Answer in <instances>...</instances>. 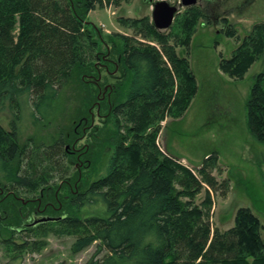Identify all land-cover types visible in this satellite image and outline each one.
Masks as SVG:
<instances>
[{"label": "trees", "instance_id": "obj_1", "mask_svg": "<svg viewBox=\"0 0 264 264\" xmlns=\"http://www.w3.org/2000/svg\"><path fill=\"white\" fill-rule=\"evenodd\" d=\"M122 1L0 0V109L7 104L20 115L22 98H27L40 113L75 74L85 79L96 73L91 64L103 59L96 53L102 37L85 30L88 16L102 2ZM186 15L176 27L183 46L189 45L200 13L189 9ZM142 23L150 44L109 37L104 71L119 76H108L112 82L102 88L106 99L99 106L101 111L105 106L109 127L95 149L113 148L105 175L90 184L78 169L70 177V166L79 163L66 150L75 147L72 137L62 134L41 146L32 139L22 144L16 123L9 131L0 126V244L37 253L46 246L42 239L59 230L75 237L76 252L97 244L85 264H264L260 222L249 208L240 209L235 226L221 232L211 223V199L196 204L204 186L214 192L225 187L213 176L212 160L199 169V178L162 157L156 143L160 123L169 114L178 118L187 112L198 84L186 57L147 18L132 21ZM261 59L264 63V24L220 66L241 80ZM95 79H100L98 72ZM96 100L97 95L89 105ZM246 111L251 134L264 143V69L255 77ZM60 185L69 197L63 201L66 212L61 210L66 217L26 225L19 209L33 210L41 195L44 204L56 201L52 195ZM75 186L80 191L73 194ZM91 210L99 214L80 215ZM18 254L11 263H22Z\"/></svg>", "mask_w": 264, "mask_h": 264}, {"label": "rangeland", "instance_id": "obj_2", "mask_svg": "<svg viewBox=\"0 0 264 264\" xmlns=\"http://www.w3.org/2000/svg\"><path fill=\"white\" fill-rule=\"evenodd\" d=\"M162 1L177 6L178 13L169 29L161 31L154 27L178 55L189 61L198 91L184 115L176 118L169 114L160 123L157 147L162 157L199 178V169L212 160L213 176L218 183H225V187L214 192L204 186L195 199L196 204L203 203L206 197L211 199V223L221 232L235 226L240 209L249 208L259 219V233L264 242V143L251 134L246 111L255 77L264 69V63L263 59L256 61L241 80L231 78L220 66L221 61L231 58L245 38L254 34L257 25L264 24V0H196L189 7H182V0L102 2L89 14L85 28L96 37L97 33L102 37L101 41L98 40L96 53L103 59L91 64L95 65L96 73L90 72L86 80L79 79L75 74L66 81L58 99L50 107L40 110L41 114L36 113L27 98H22L20 115H16L6 104L0 109V126L9 131L12 123H16L22 144L32 139L41 146L53 143L62 134L70 139L72 137L77 149L86 151V157H91L92 168L83 171L87 177L84 181L90 184L105 175L113 148L105 145L103 153L95 149L99 139L100 143L104 140L103 133L109 127L104 124L105 106L102 111L99 106L101 100L106 99L102 88L112 82L107 79L108 76H119L118 73L106 76L104 71L109 37H124L133 45L140 41L150 44L152 37L146 36L145 28L141 27L144 24L137 26L132 21L147 18L153 24L154 5ZM189 9L200 15L194 17L196 25L189 45L183 46L182 34L176 27L187 16ZM153 45L160 48L156 42ZM97 72L101 81L95 79ZM98 84L104 85L99 87ZM96 95L97 100L89 105L88 100L92 101ZM91 123L95 128L92 135L89 130ZM95 165L97 169L94 171ZM76 171L75 164L70 166V177L75 176ZM61 188L60 185L53 192L60 197L59 202L66 212L64 202L67 191ZM35 195L40 197V193ZM97 214L94 210L80 213L82 217ZM42 240H45L46 246L37 253L17 252L12 244L6 247L0 244V264L9 263L10 257L18 253L23 259L21 264H85L97 246L94 243L88 249L76 252L73 249L75 237L59 230L49 232Z\"/></svg>", "mask_w": 264, "mask_h": 264}, {"label": "flooded vegetation", "instance_id": "obj_3", "mask_svg": "<svg viewBox=\"0 0 264 264\" xmlns=\"http://www.w3.org/2000/svg\"><path fill=\"white\" fill-rule=\"evenodd\" d=\"M104 124H106V123L104 122ZM91 125H92V123L90 124V126ZM90 126H88V127H90ZM89 130H90L91 135H92L93 132H95V128H93V126H91V128ZM75 147L74 146H72V147L71 146H69V147L67 146L66 150L69 153L75 154V156H77L75 158L78 159L79 163H77L75 166H76V168L79 170V172L83 176V174H84L83 171L86 170L90 166L91 163H90V160L86 158V154L85 155L82 154V153H86V151L85 152L84 151L81 152L82 151L81 149H77ZM83 165L85 167L84 169H83ZM75 187H76L75 189H77V186H75ZM79 191H80V189H77L75 192H73V194H76ZM54 196H55L56 201H58V202H56V201H55V203L46 202L44 204L43 201H42V198L44 197V195H41V198L39 199L40 201L38 203H36L35 208L33 210H31L30 208L26 207V210L23 211V208H20L19 212L21 214L22 220H25V224L28 225V226L29 225H34L37 222H38L37 224H41V223L44 224L43 222H39L38 221L42 217H50V218H57V219L66 217L65 216L66 214L64 212H63V214H65V215H63L62 212H61V215H60V211L63 208V204L61 202H59V199H58L59 196L56 193H55ZM68 198L69 197L67 195V199ZM31 202H35V200H33ZM26 204L27 203L24 202V206H26ZM6 264H13V263L9 262V263H6Z\"/></svg>", "mask_w": 264, "mask_h": 264}, {"label": "water", "instance_id": "obj_4", "mask_svg": "<svg viewBox=\"0 0 264 264\" xmlns=\"http://www.w3.org/2000/svg\"><path fill=\"white\" fill-rule=\"evenodd\" d=\"M196 0H182L181 6L182 7H189L192 6ZM178 13L177 6H171L166 1L159 2L154 5L153 10V25L158 30H167L169 29L173 22L176 14ZM60 219L57 218H50V217H43L39 219V222L48 223V222H58ZM38 223V222H37Z\"/></svg>", "mask_w": 264, "mask_h": 264}]
</instances>
